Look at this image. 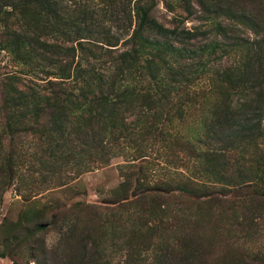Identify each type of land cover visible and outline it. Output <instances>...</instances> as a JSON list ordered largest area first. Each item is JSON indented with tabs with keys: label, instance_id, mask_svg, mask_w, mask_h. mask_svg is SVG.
<instances>
[{
	"label": "trees",
	"instance_id": "trees-1",
	"mask_svg": "<svg viewBox=\"0 0 264 264\" xmlns=\"http://www.w3.org/2000/svg\"><path fill=\"white\" fill-rule=\"evenodd\" d=\"M199 5L206 26L184 28L161 23L155 0H0L4 184L25 165L28 138L42 145L37 167L104 152L101 133L170 141L186 152L189 130L205 145L208 135L242 147L264 140V0ZM252 164L259 184L250 180L244 194L264 196V153ZM151 183L134 201L171 190L209 197L205 183L182 172Z\"/></svg>",
	"mask_w": 264,
	"mask_h": 264
},
{
	"label": "rangeland",
	"instance_id": "rangeland-1",
	"mask_svg": "<svg viewBox=\"0 0 264 264\" xmlns=\"http://www.w3.org/2000/svg\"><path fill=\"white\" fill-rule=\"evenodd\" d=\"M155 1L164 25L206 26L199 0ZM200 113L197 105L191 128ZM126 133L98 134L104 152L66 156L63 167H37L42 145L25 141L12 183L0 175V264H264V196L244 194L250 180L259 184L252 160L264 153L262 137L242 147L208 135L205 145L189 130L186 152ZM180 172L209 197L171 190L134 201L133 192Z\"/></svg>",
	"mask_w": 264,
	"mask_h": 264
}]
</instances>
